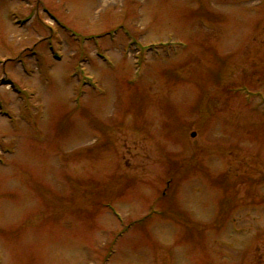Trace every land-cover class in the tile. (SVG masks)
<instances>
[{
	"label": "rangeland",
	"instance_id": "rangeland-1",
	"mask_svg": "<svg viewBox=\"0 0 264 264\" xmlns=\"http://www.w3.org/2000/svg\"><path fill=\"white\" fill-rule=\"evenodd\" d=\"M0 264H264V0H0Z\"/></svg>",
	"mask_w": 264,
	"mask_h": 264
}]
</instances>
